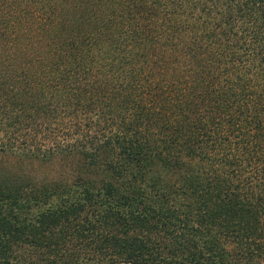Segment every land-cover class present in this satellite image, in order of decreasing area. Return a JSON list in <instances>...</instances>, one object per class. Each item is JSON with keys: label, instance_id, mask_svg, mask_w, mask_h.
Wrapping results in <instances>:
<instances>
[{"label": "trees", "instance_id": "16d2710c", "mask_svg": "<svg viewBox=\"0 0 264 264\" xmlns=\"http://www.w3.org/2000/svg\"><path fill=\"white\" fill-rule=\"evenodd\" d=\"M0 264H264V0H0Z\"/></svg>", "mask_w": 264, "mask_h": 264}]
</instances>
